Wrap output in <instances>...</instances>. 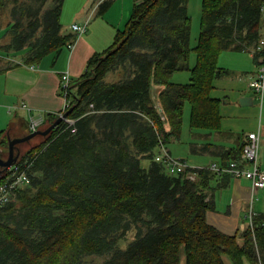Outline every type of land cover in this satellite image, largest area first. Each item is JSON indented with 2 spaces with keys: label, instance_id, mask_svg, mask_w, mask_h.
<instances>
[{
  "label": "trees",
  "instance_id": "trees-1",
  "mask_svg": "<svg viewBox=\"0 0 264 264\" xmlns=\"http://www.w3.org/2000/svg\"><path fill=\"white\" fill-rule=\"evenodd\" d=\"M63 1L0 0L8 37L0 50L24 51L32 65L73 45L75 33L62 32ZM188 2L134 0L114 42L71 81L64 111L73 106V124L61 122L24 152L34 157L30 182L0 208V264H88L93 256L103 258L98 264H180L182 257L224 264L222 255L232 264H264V212L242 232L224 233L206 217L215 173L194 169L192 180L154 159L160 142L180 137L186 101L191 128L220 129V99L211 91L228 70L219 57L252 51L264 35V0H201L191 46ZM184 70L187 82L171 81ZM57 117L48 113L42 124ZM5 137L0 130V145Z\"/></svg>",
  "mask_w": 264,
  "mask_h": 264
},
{
  "label": "crops",
  "instance_id": "crops-1",
  "mask_svg": "<svg viewBox=\"0 0 264 264\" xmlns=\"http://www.w3.org/2000/svg\"><path fill=\"white\" fill-rule=\"evenodd\" d=\"M103 1L64 0L60 15L62 32L73 33L71 25L84 22H87L86 31L72 46L50 52L38 63H24V51L0 50V130L21 136L29 131L30 117L42 123L46 114L63 110L66 101L60 87L62 72L68 71L71 81L78 78L85 71L88 59L114 42L131 15L134 0H110L108 7L99 13ZM3 26H0V43L8 41ZM219 65L228 72L214 80L211 95L220 99L221 126L217 131L194 133L197 141L189 149L195 158L191 162L203 168L212 163L225 164L240 153L246 134L259 129L258 158L264 170V98L258 102L249 87V81L256 75L257 60L251 51H225L219 57ZM242 96H250L251 104L242 105L239 101ZM211 187L208 197L214 206L207 212V221L224 233L242 232L250 224V209L254 216L264 212V188L252 192L248 179L215 174ZM223 257L224 264H232L228 256ZM180 264H185L184 257Z\"/></svg>",
  "mask_w": 264,
  "mask_h": 264
},
{
  "label": "built area",
  "instance_id": "built-area-1",
  "mask_svg": "<svg viewBox=\"0 0 264 264\" xmlns=\"http://www.w3.org/2000/svg\"><path fill=\"white\" fill-rule=\"evenodd\" d=\"M86 27L87 22L83 24L73 23L71 25L76 38L86 31ZM251 52L256 55L257 71L256 75L249 81V87L253 90L258 102H262L264 98V35L259 39ZM70 83V73L68 71L62 72L60 87L65 101ZM64 108L58 113V116L64 112ZM162 118L164 117L162 116ZM28 122L30 131L39 128L40 124L43 123L34 117H30ZM62 122L71 125L74 119L68 118L67 116ZM260 138L261 134L259 129L249 131L245 136L241 151L236 158H232L222 165L212 163L205 168L211 170L216 175L230 174L235 178L250 180L252 192L264 188V170L261 168L258 158ZM159 148L162 152L155 154L154 159L163 162L170 174L186 173L187 177L193 180L196 177L194 169L203 168L189 166L185 159L173 157L162 142H160ZM33 159V156H26L23 153L18 156L12 165L0 172V208L14 200L18 189L30 182L29 173L33 164ZM252 216L253 212L250 209L248 214L250 224L252 223Z\"/></svg>",
  "mask_w": 264,
  "mask_h": 264
},
{
  "label": "rangeland",
  "instance_id": "rangeland-1",
  "mask_svg": "<svg viewBox=\"0 0 264 264\" xmlns=\"http://www.w3.org/2000/svg\"><path fill=\"white\" fill-rule=\"evenodd\" d=\"M49 2L45 6H49ZM200 12H201V0H189V14L192 17L193 23H192V30L190 33V45L194 46L196 43V39L199 33V20H200ZM195 61V53L191 51L190 53V58H189V65L192 66ZM189 71L184 70V71H179L174 73V77H172L171 81H178V83H185L189 80ZM115 78L113 73L108 74L107 79H113ZM153 97L156 96V90H153ZM158 104V103H157ZM189 103L186 101L184 104V109H183V123H182V129L180 133L179 138L172 139L168 144L165 145L166 149L169 150L170 154L175 157V158H182L187 161V164L189 166H194L191 161H193L194 154L189 151V149L192 147L193 144H191L193 141H197L195 132H202L206 131L203 129H196V128H191L189 126ZM38 122V121H37ZM48 124H40L39 128H45L47 127ZM6 138V137H5ZM43 140V136L37 135L34 138L30 139L27 142L19 143V150H20V155H22L27 149H29L31 146L38 144ZM201 140V138L199 139ZM0 142H2L0 140ZM200 142V141H199ZM0 151L2 153L3 157L7 156V139H6V144H1L0 145ZM155 153H161L162 151L160 148H156ZM141 165L143 167H147L149 160L148 159H141ZM225 259H227V255H223ZM102 257L100 256H93L88 259V264H98L102 261Z\"/></svg>",
  "mask_w": 264,
  "mask_h": 264
},
{
  "label": "water",
  "instance_id": "water-1",
  "mask_svg": "<svg viewBox=\"0 0 264 264\" xmlns=\"http://www.w3.org/2000/svg\"><path fill=\"white\" fill-rule=\"evenodd\" d=\"M251 97L250 96H242L239 98V101L242 105L251 104ZM73 109V106L68 108L64 111L61 115H59L53 122H51L45 128H37L32 131H28L26 134L21 136H11L10 134L6 133L7 139V156L3 157L0 151V172L7 168L8 166L12 165L13 162L18 158L20 155V150L16 148L19 143L27 142L30 139L34 138L37 135L46 136L48 135L54 128H56L69 114V112ZM159 111L161 109L159 108Z\"/></svg>",
  "mask_w": 264,
  "mask_h": 264
},
{
  "label": "flooded vegetation",
  "instance_id": "flooded-vegetation-1",
  "mask_svg": "<svg viewBox=\"0 0 264 264\" xmlns=\"http://www.w3.org/2000/svg\"><path fill=\"white\" fill-rule=\"evenodd\" d=\"M16 148H18V150H19V146L18 145L16 146Z\"/></svg>",
  "mask_w": 264,
  "mask_h": 264
}]
</instances>
